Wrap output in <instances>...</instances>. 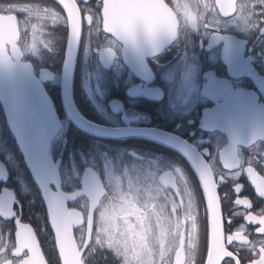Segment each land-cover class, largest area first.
I'll list each match as a JSON object with an SVG mask.
<instances>
[{"label":"flooded vegetation","instance_id":"obj_1","mask_svg":"<svg viewBox=\"0 0 264 264\" xmlns=\"http://www.w3.org/2000/svg\"><path fill=\"white\" fill-rule=\"evenodd\" d=\"M73 1L86 24L78 55L88 47V58L94 60L88 64L98 66L100 78V83L88 82L92 96L84 88L86 97H79L77 69L73 85L77 108L97 124L157 129L191 146L205 161L217 193L220 264H264V0H162L163 6L149 0H120L128 9L119 10V42L105 34L104 0ZM55 6L49 0H0V15L16 22L22 61L32 65L37 77L47 68L36 67L27 51L32 47L28 40L49 19L55 25L46 26L47 34L64 38L65 14ZM168 9L178 25L173 43ZM100 54L112 60L109 72L99 67ZM0 113L4 123L0 122V163L10 175L6 183L0 182V196L5 190L10 193L0 201V264H61L50 226V233H43L41 203L35 205L34 197L17 192L6 158L13 157L10 148L20 153L1 106ZM82 140L67 156L51 148L60 168L63 159L68 170L81 168L69 177L78 180V187L63 192L79 189L86 168L99 174L106 190L93 214L86 247L88 201L80 198L67 205L82 216L81 226L73 227V263L77 259L80 264L208 263L212 240L208 203L197 173L182 154L147 139L88 138V148L97 144L98 151L82 156L77 152ZM110 171L120 186L117 198L108 202L110 208L117 207L109 213L114 215L112 228L101 211L111 196L106 188ZM111 231L119 232V242L107 240Z\"/></svg>","mask_w":264,"mask_h":264},{"label":"water","instance_id":"obj_2","mask_svg":"<svg viewBox=\"0 0 264 264\" xmlns=\"http://www.w3.org/2000/svg\"><path fill=\"white\" fill-rule=\"evenodd\" d=\"M55 1L63 7L69 24L59 80V101L62 103L66 119L83 135L95 140L147 139L182 154L202 183L211 215L212 240L207 264H220L223 251L220 234V209L217 193L205 161L186 142L169 133L151 128L103 126L77 114L73 107V82L81 38V19L73 0ZM119 2L120 0H104L102 10L104 28H108L110 35L118 41L119 10L121 8L128 9L125 6L122 7ZM166 14L170 15L169 10ZM170 17L173 30L171 42H173L177 35V22L173 13ZM17 41L18 33L15 21L10 22L7 18H0V106L33 180L43 191L50 225L61 254V264H80L78 259L75 263L72 262L74 256L70 253V249L75 247L73 227L82 224V216L75 210H68L67 203L83 197L88 201L86 247L91 239L93 214L101 198L105 195L104 187L100 176L93 169L86 168L81 176L79 190L73 193L60 191V161L55 163L50 151L51 143L60 131L61 122L56 115L53 102L46 95L43 86L44 82L53 79L52 74L48 71H41L40 77L36 78L32 66L21 62ZM7 47H9L10 55L7 52ZM98 56L101 66L109 67V64L105 62V55ZM109 62L111 63V61ZM7 180V170L0 163V182ZM51 183L54 184V191L49 188ZM7 193L9 192L3 191V194Z\"/></svg>","mask_w":264,"mask_h":264},{"label":"rangeland","instance_id":"obj_3","mask_svg":"<svg viewBox=\"0 0 264 264\" xmlns=\"http://www.w3.org/2000/svg\"><path fill=\"white\" fill-rule=\"evenodd\" d=\"M13 10H19L18 7H13ZM12 10V11H13ZM29 16L31 15L32 17H38L36 12H32L31 14H29L27 11H25ZM30 16V17H31ZM36 23V26H38ZM55 25L54 22H52L50 19L45 22L44 26H42L40 28V31L34 35V38L29 39L28 42H30L32 44V47L29 46V48H27L28 54L30 55V58H32V60H34V62L36 63V67L41 69V68H49V70H54L55 69V73L58 75L59 71H60V64H61V60L63 57V52L61 51H53L54 46L55 45H59V44H64V38H59L57 37H53L52 34H50V36L47 34V30H46V26H52ZM60 40V41H59ZM83 43V41H82ZM85 54H83L81 57L80 55H78L77 57V61L79 62V66H78V72H77V76H76V90L75 93L77 94V96H81V97H86L85 93H84V88L88 90L89 92V96L91 95V84H94L95 82L100 83V78L98 76V70L96 68H98V66H96L94 63L91 64V66H89V59L94 61L91 57L88 58V54H90L88 47H86V51H84ZM60 67V68H59ZM51 68V69H50ZM99 69V68H98ZM59 70V71H58ZM90 81V85H88V82ZM91 147H94L92 144L90 145ZM97 147V144L95 145ZM95 147V148H96ZM71 148H72V144H71ZM93 148V149H89L88 145H87V140L83 139L79 145V147L77 148V152L81 151L82 156H84L86 154V151H90L92 150L93 152L97 153L98 148ZM10 151L13 154L12 155H7L9 157L6 158L7 162H9V167H10V171L12 173V175L14 174V178L17 181L16 184V189L17 192L21 193L22 195H28L31 197H36V194L33 191H36V184H34L33 180L31 179V176L29 175V172L27 171L26 167H24L25 165L23 164V162L21 161V158L19 156V154L17 152H15V149L10 148ZM5 153V152H4ZM85 153V154H84ZM114 157V156H113ZM112 157V158H113ZM108 160L106 162V166H105V170L108 168L109 162H111V157L108 156ZM75 169H71L68 168L66 169V174L68 175V178L70 177V174L74 173L79 174L81 172V168L75 170ZM107 171V170H106ZM107 179H106V188H108V194H110V198L106 199L105 204L103 205V208L101 209L102 211V216H105V219L107 221L106 225L111 226V228L113 226H115L114 224V218H113V214H109L110 213V209H113V211L117 210V207L114 206L112 208H110V205L108 202L115 200L117 198V196L119 195V179L116 178L115 173L113 172H109L107 173ZM114 176V177H113ZM69 180H71L69 178ZM72 188H77L78 187V180L74 181L71 180L69 183ZM38 188V187H37ZM37 197H41V193L37 194ZM119 222V220H118ZM110 228V227H109ZM107 240L109 241H113V242H119V232H115V231H111L108 232L107 234ZM94 241H96L94 239Z\"/></svg>","mask_w":264,"mask_h":264},{"label":"bare ground","instance_id":"obj_4","mask_svg":"<svg viewBox=\"0 0 264 264\" xmlns=\"http://www.w3.org/2000/svg\"><path fill=\"white\" fill-rule=\"evenodd\" d=\"M49 1H51V4H54V5H57V6H55V8L57 9V11H63V13H64V10H63V7L61 6V4H59L57 1H55V0H49ZM149 2H150V0H149ZM151 2H154V3H156L157 5H159V6H163L164 5V3H163V1L162 0H151ZM77 6V5H76ZM55 8H53V9H55ZM78 8V7H77ZM78 11H79V9H78ZM79 14H80V12H79ZM167 17H169L168 15H167ZM0 18L1 19H3L4 17H2L1 15H0ZM80 19H81V16H80ZM15 21V20H14ZM82 21V20H81ZM80 21V25H81V30L82 29H84L85 28V26H86V24H85V26H83L84 24H82V22ZM135 21V20H134ZM130 22V27H131V32H130V34H131V37H133V34L135 33L133 30H132V28L135 26V22ZM119 24H121L120 22H119ZM103 25H105L104 24V21H103ZM61 26L62 27H64V31H65V36H64V44H59L58 46L57 45H55L54 46V49H53V51L55 50V51H61V52H63V55H64V51H65V47H66V41H67V37H68V32H69V28H68V26H69V24H68V21H67V19H66V16H65V19H64V21L63 22H61ZM154 26H159V30L160 31H162V32H164V27L162 26V25H160L159 23H156V22H154ZM104 31H105V34H107V35H110V33L108 32L109 31V29L108 28H104ZM172 29H171V35H172ZM169 33V32H168ZM79 46H80V44H79ZM105 62H106V64H109V67L111 68L112 67V63H110L108 60H105ZM111 62H112V60H111ZM98 64H99V67L102 69V71H105V72H109V70H110V68L109 67H107V68H103L102 66H101V64L99 63V61H98ZM61 65H62V62H61ZM78 66H79V63H78V61H76V66H75V72L77 71V69H78ZM109 68V69H108ZM52 80L51 81H47L49 84H55V83H57L59 80H60V75L58 74H56V73H52ZM46 82V83H47ZM46 91V90H45ZM46 93H47V91H46ZM48 97H50V99H52L51 98V96H50V94L49 93H47L46 94ZM53 105H54V108H55V112H56V115H57V117L59 118V120L61 121V119H64V120H67L66 119V117H65V114H64V112H63V106H62V103L60 102V101H56V102H54L53 101ZM73 107H74V109H75V111L77 112V114L80 116V117H83V118H86L87 119V117H86V115L85 114H83L82 112H81V110L79 109V108H77V105L74 103V101H73ZM58 108H60L61 109V112L58 110ZM61 113V114H60ZM68 121V120H67ZM69 125H62L61 124V126H60V131H59V133H62L63 132V130L64 129H66V128H68V129H74V132L78 135H83V133L80 131V130H78L76 127H74L71 123H68ZM157 130V129H156ZM164 132V131H163ZM64 137H65V135H63ZM17 149H19V148H17ZM10 177V175L8 174V178ZM36 185H37V183H35ZM104 188H105V186H103ZM107 187V186H106ZM42 190V189H41ZM24 201V200H23ZM6 213V212H5ZM8 213H11L12 214V211H9ZM210 218H211V215H210ZM80 262V261H79Z\"/></svg>","mask_w":264,"mask_h":264},{"label":"trees","instance_id":"obj_5","mask_svg":"<svg viewBox=\"0 0 264 264\" xmlns=\"http://www.w3.org/2000/svg\"><path fill=\"white\" fill-rule=\"evenodd\" d=\"M61 62H62V60H61ZM59 66H61V64ZM47 92L50 94V96L54 102L59 101L58 82L55 84L49 85L47 88ZM58 110L61 112L60 108H58ZM0 122L2 123V125H4L1 113H0ZM67 125H69V124H67ZM63 135H65V137ZM78 139H88V137H86L84 135H79V134L77 135L74 132V129L66 128L63 130V132L60 134V136L55 140L53 147H54V149L57 147L58 150H60V153H66L65 156H67V154L70 153L69 151L71 150V144H72V146L73 145L75 146V144H78V142H77ZM12 145H13V143H12ZM66 169H67V167L65 165V159H63V165L61 166V177L63 180V188L68 190V191H71V189H74V188H70L71 185L69 183L71 180H69L68 175L65 173ZM35 187H36V191H33L36 194L34 203H35V205L37 202L41 203V207L43 209V222H42V225L44 227L43 233H44V235H47L50 233L49 222L47 219V211H46V207H45L44 201L42 199V196L37 197V194L40 193V190H39V188H37V186H35ZM34 225H35V223H34Z\"/></svg>","mask_w":264,"mask_h":264}]
</instances>
